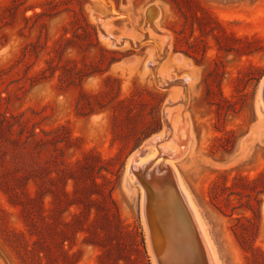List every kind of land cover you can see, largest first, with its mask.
I'll return each instance as SVG.
<instances>
[{
    "label": "rangeland",
    "instance_id": "1",
    "mask_svg": "<svg viewBox=\"0 0 264 264\" xmlns=\"http://www.w3.org/2000/svg\"><path fill=\"white\" fill-rule=\"evenodd\" d=\"M264 0H0V264H153L129 171L167 154L216 264H264Z\"/></svg>",
    "mask_w": 264,
    "mask_h": 264
},
{
    "label": "water",
    "instance_id": "2",
    "mask_svg": "<svg viewBox=\"0 0 264 264\" xmlns=\"http://www.w3.org/2000/svg\"><path fill=\"white\" fill-rule=\"evenodd\" d=\"M165 133L150 138L131 157L129 171L142 187L141 214L153 264H216L197 213L168 156L160 149L151 158L140 155L149 145L164 144L172 127L164 116ZM166 143V142H165ZM183 209L182 211L180 209ZM164 229L166 245L158 256L154 220Z\"/></svg>",
    "mask_w": 264,
    "mask_h": 264
},
{
    "label": "bare ground",
    "instance_id": "3",
    "mask_svg": "<svg viewBox=\"0 0 264 264\" xmlns=\"http://www.w3.org/2000/svg\"><path fill=\"white\" fill-rule=\"evenodd\" d=\"M260 97H261V100L263 102V105H264V78H263V81H262V86H261V91H260ZM181 211L183 210L182 208L180 209ZM156 234H155V237H156V242L154 243V246L156 245L157 246V252H158V256L160 257L159 259L164 262L165 261V256L162 254V250L161 248H164L165 245H166V239L164 240V229L162 226L158 225V220H154V225H152Z\"/></svg>",
    "mask_w": 264,
    "mask_h": 264
}]
</instances>
